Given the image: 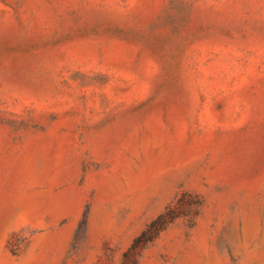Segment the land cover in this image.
I'll list each match as a JSON object with an SVG mask.
<instances>
[{
  "label": "rangeland",
  "instance_id": "obj_1",
  "mask_svg": "<svg viewBox=\"0 0 264 264\" xmlns=\"http://www.w3.org/2000/svg\"><path fill=\"white\" fill-rule=\"evenodd\" d=\"M0 264H264V0H0Z\"/></svg>",
  "mask_w": 264,
  "mask_h": 264
},
{
  "label": "trees",
  "instance_id": "obj_2",
  "mask_svg": "<svg viewBox=\"0 0 264 264\" xmlns=\"http://www.w3.org/2000/svg\"><path fill=\"white\" fill-rule=\"evenodd\" d=\"M160 220H162V217H161V218H159V221H160ZM150 239H151V238H148V240H150Z\"/></svg>",
  "mask_w": 264,
  "mask_h": 264
}]
</instances>
